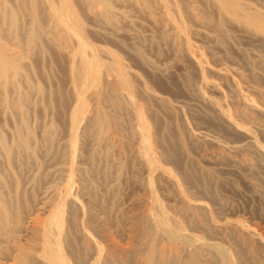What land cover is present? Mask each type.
Returning <instances> with one entry per match:
<instances>
[{
	"label": "bare ground",
	"instance_id": "1",
	"mask_svg": "<svg viewBox=\"0 0 264 264\" xmlns=\"http://www.w3.org/2000/svg\"><path fill=\"white\" fill-rule=\"evenodd\" d=\"M165 2L0 0V264H131L133 259L135 264H210L208 261L213 251L220 248L218 241H210L213 238L210 236L224 231L222 227V230L218 227L219 231L213 230V225L200 218L199 209L203 207L197 201L200 207H193L197 205L192 198L189 201L182 199L181 210L183 213L192 211V215L198 218L201 229L194 231L199 233L198 236L193 232L190 234L191 230H185L173 238L169 237L165 230L159 229L157 213L165 223L180 220L154 204L146 209L144 219L140 221L149 235L138 251L121 246L113 238L108 239L103 248L97 237L103 235L108 238L113 223L119 219L115 215L120 193L113 182L119 180L128 164L123 161L125 159H120L116 166L112 161H115V149L125 143L116 134L119 130L117 125H120L116 113L123 109V99L129 94L122 90L117 77L105 75L98 53L103 52V48L93 45L89 41H94L92 37L100 36L114 40L123 48L127 46L129 53L125 58L135 65L144 89L152 97L144 109L135 104L136 114L150 121L151 143L157 145L155 156L146 160L147 173L151 175H147L145 182L152 186L172 183L180 192L183 184L197 185L200 178L193 164L182 157L185 145L180 147L171 133L158 128L168 118L156 104L157 99L161 100L157 91L166 90L162 87L169 86L175 78L172 72L174 64L160 63L161 51L158 60L148 58L146 52L134 45L138 36L126 29V25L135 23L133 18L138 11L143 19L146 17L150 21L147 25L152 29L147 39L150 48L158 49L166 42L174 48L178 66H183L184 62L205 74L207 69L192 53V42L183 33L181 25L168 10L160 17L154 14L153 9L165 6ZM222 9L219 11L229 26L248 31L253 38H263L262 30L249 29L247 23L226 15ZM74 14L85 23V33L79 31L77 18L67 22ZM188 16L199 20L195 11L189 12ZM164 21L167 23L165 26ZM75 46L78 47L76 51ZM184 49L189 53L184 56L186 60L182 58L180 61ZM46 57L52 66H58L57 60L62 61L65 66L61 70L67 71L74 87L80 89L75 106L67 114V104L64 103L67 93L63 92L61 84L54 83L49 72H45L47 68L38 64V60L44 62ZM227 71L220 68L217 74H227ZM232 73L244 79L240 72ZM238 80L235 84L243 93L245 87ZM106 87L110 96L104 92ZM220 87L213 83L208 89H212L210 95L220 94ZM172 88L179 90L175 89L174 82ZM258 90L254 89L260 95L262 91ZM33 93L38 95L36 100L32 99ZM210 95H201V99L205 106L221 111L218 119L223 128L264 152V147L253 138L257 132L264 136V130L238 124L233 115L221 110H226V103ZM107 100L111 101L115 112L105 110L103 104ZM251 100L250 96L244 95V101L252 102L251 106L258 110L259 106L253 103L255 99ZM90 101H93L92 105ZM37 112L49 119L45 120L42 130L40 123L44 119ZM64 132L68 139L61 141ZM137 133L133 131L131 143L136 141ZM91 141L93 144H89ZM206 158L215 166L223 162L213 155ZM44 185H47L44 188L47 191L44 190L42 196ZM104 186L107 190L102 191ZM207 190L203 189L204 192ZM208 192L211 193L210 190ZM35 209L42 220L32 219ZM235 231L236 236L244 238L239 228ZM252 234L254 240L258 238L264 242V231ZM190 238L196 239L195 242H189ZM235 244L238 246L239 243Z\"/></svg>",
	"mask_w": 264,
	"mask_h": 264
},
{
	"label": "rangeland",
	"instance_id": "2",
	"mask_svg": "<svg viewBox=\"0 0 264 264\" xmlns=\"http://www.w3.org/2000/svg\"><path fill=\"white\" fill-rule=\"evenodd\" d=\"M165 1V6L153 9L154 14L160 17L163 12L168 10L175 21L181 25L183 33L192 42V53L202 60L205 69H207L205 74H200L196 67L184 62H182L184 67L178 66L175 61L177 59L176 52L172 45L166 42L158 49L150 48L147 40L152 34V29L148 28L150 21L146 17L143 19L138 11L134 14L135 23L126 25V29L138 36L134 45L146 52L148 58L158 60L157 57L161 51L163 57L159 59L160 63L174 64L175 68H172V72L175 78L171 80L169 86L162 87L166 90L158 89L157 91L161 100L157 99L156 104L168 118L167 122H162L158 128L171 133L180 147L185 145L182 157L188 163L193 164L194 171L201 179L199 178L197 185L183 184L180 187V192L176 191L172 183L153 185V187L152 184L145 182L147 175L148 177L151 175V173H147L149 170L146 160L155 156L157 145L151 143L153 132L149 127L150 121L144 116L136 114L135 104L144 109L146 102L151 101L152 97L144 89L140 73L136 70L135 65L132 62L130 64L125 58L129 53L127 46L123 48L114 40L100 36L92 37L94 41L91 39L89 41L93 45L98 44L103 48V52L98 53L105 75L117 77L122 90L129 94L123 99V109L116 113V119L120 123L117 125L119 130L116 134L119 139L125 140V143L115 149V161L112 159L115 166L120 159H125L123 161H127L128 164L119 180L113 182L116 183L120 193V204L115 215H118L119 219L113 223L109 237H103V235L99 237L98 235V241L104 248L108 239L113 238L121 246L138 251L149 235V232L142 228L140 221L144 219L146 209L154 204L161 206L181 222L175 220L176 222L165 223L161 215L157 213L159 229L165 230L169 237L173 238L174 235L185 230H191L189 233L195 234L194 231L201 229L197 222L198 218L192 215L194 213L192 211L183 213L181 210L182 199L188 201L193 199L192 201L199 202V205L201 204L200 206L203 207L202 210L199 209L200 218L206 224L213 225V230L219 231L223 228L224 231H219L218 233H221L219 236L217 232L210 236V238L213 237L210 241H218L220 248L213 251L208 263L244 264L242 260L245 258V264H264V242L262 243L258 238L254 240L255 237L252 234L255 231L256 233L264 231V152H261L257 145L247 143L224 129L218 119L221 111L205 106L201 99V95L209 96L211 94L212 89H208L213 83H216L219 87L221 86L220 94H213L210 97H215L221 103H226V110L221 109L226 111L225 114L233 115L238 124L264 130V0H216L219 1L218 3L215 0ZM211 2L212 4H210ZM219 3L222 4L221 9L223 8L222 11H225L226 15L247 23L251 30H262L263 38H253L249 34L250 32L240 31L235 26H229L223 20L221 9L218 8ZM217 4L219 5L216 7ZM191 11L198 13L199 20L188 16ZM76 18L77 16L74 14L67 22H73ZM76 22L79 31L85 33L83 30H86L85 23L83 24L79 17ZM81 24H83L82 27ZM166 24L164 21L163 25ZM257 25L260 27L258 28ZM125 44L130 45L129 43ZM77 49L78 47L75 46L74 50ZM188 53L184 49L180 61H183L182 58L186 60L184 56ZM42 62L38 60L40 67L47 68L45 72H49L54 83L61 84L63 92L67 93L64 103L67 104L66 114L69 113L76 104L80 89L77 90L74 87L68 72L61 70V67L65 66L62 61L57 60L58 66H52L48 57ZM220 68L230 71H227V74L219 75L217 71H220ZM233 71L240 72L244 79L238 74L232 73ZM234 79L242 83L243 88L245 87L243 93L238 91L237 82ZM173 82L175 89L179 90H173ZM46 88L49 87L46 86ZM254 89L256 92L259 89L258 92L262 91L263 93L256 94ZM104 92L110 96L107 87ZM244 95L250 96L252 100L255 99L253 103L259 106L258 110L251 106L252 102L249 104L244 101ZM36 98L38 95L33 93L32 99L36 100ZM90 102L92 105L93 101ZM103 105L106 111L115 112L112 111L110 100H107ZM37 113L39 116L40 113ZM43 119L41 120L43 123H40V130L49 120L48 117ZM31 120H34L33 117ZM133 131L138 133L134 138L136 141L131 143L132 137H134ZM67 136V133L64 132L61 141L68 139ZM253 138L264 147L262 134L257 132L253 134ZM89 144H93L92 141ZM209 155L221 158L222 164L211 165L206 158ZM248 167H252L253 170H249ZM152 175L154 176V174ZM45 187L47 188V185L42 187V196L47 191L44 189ZM106 187L104 186L102 191L107 190ZM203 189L208 190L204 192ZM42 196L40 197L42 198ZM197 202L195 203L197 206H194L192 202L196 209L200 207ZM195 208L194 210H196ZM33 218L37 221L43 219L38 215L36 209ZM117 221L119 224L116 227ZM185 227L188 229H184ZM236 228L240 229L244 238L236 236ZM196 234L199 235V233ZM214 235L216 236L214 237ZM205 238H209V236H205ZM195 240L190 238L189 242H195ZM235 243H239L238 246ZM134 262L133 259L131 264H135Z\"/></svg>",
	"mask_w": 264,
	"mask_h": 264
}]
</instances>
